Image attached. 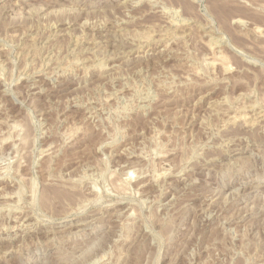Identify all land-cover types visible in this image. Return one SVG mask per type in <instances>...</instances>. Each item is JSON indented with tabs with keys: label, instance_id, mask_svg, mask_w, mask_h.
Instances as JSON below:
<instances>
[{
	"label": "rangeland",
	"instance_id": "rangeland-1",
	"mask_svg": "<svg viewBox=\"0 0 264 264\" xmlns=\"http://www.w3.org/2000/svg\"><path fill=\"white\" fill-rule=\"evenodd\" d=\"M0 255L264 264V0H0Z\"/></svg>",
	"mask_w": 264,
	"mask_h": 264
},
{
	"label": "bare ground",
	"instance_id": "bare-ground-1",
	"mask_svg": "<svg viewBox=\"0 0 264 264\" xmlns=\"http://www.w3.org/2000/svg\"><path fill=\"white\" fill-rule=\"evenodd\" d=\"M174 24H175V23H174ZM176 24H177V23H176ZM183 24H184V23H183ZM122 27H123V26H122ZM177 28H178V27H177ZM162 48H163V47H162ZM143 51H144V50H143ZM108 58H110V57H108ZM221 62H222V61H221ZM101 66H102V65H101ZM104 67H106V66H104ZM98 68H99V67H98ZM100 68H101V67H100ZM100 68H99V69H100ZM224 68H225V67H224ZM103 69H104V68H103ZM32 86H33V85H32ZM30 87H31V86H30ZM258 112H259V111H258ZM261 115H262V114H261ZM229 116H230V115H229ZM237 117H238V116L235 117V115H234L233 117H230L229 120H230L231 122L234 123V121H236L238 118H240V117H238V118H237ZM245 117H246V116H245ZM241 118H242V117H241ZM240 120H242V119H240ZM243 120H244V119H243ZM230 121H229V122L227 121V122L230 123ZM233 123H232V124H233ZM235 123H236V122H235ZM243 123H244V122H243ZM250 124H251V123H250ZM246 126H247V125H246ZM19 226H20V225H19ZM27 226H28V225H27ZM11 229H12V228H11ZM43 236H44V235H43ZM6 240H7V239H6ZM3 254H4V253H3ZM0 256H1V255H0ZM3 256H4V255H3Z\"/></svg>",
	"mask_w": 264,
	"mask_h": 264
}]
</instances>
